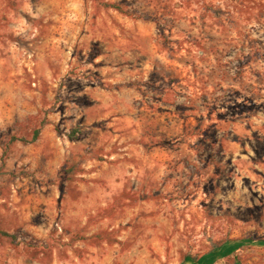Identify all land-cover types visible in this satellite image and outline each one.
Returning a JSON list of instances; mask_svg holds the SVG:
<instances>
[{"label":"rangeland","instance_id":"1","mask_svg":"<svg viewBox=\"0 0 264 264\" xmlns=\"http://www.w3.org/2000/svg\"><path fill=\"white\" fill-rule=\"evenodd\" d=\"M0 264H264V0H0Z\"/></svg>","mask_w":264,"mask_h":264},{"label":"trees","instance_id":"2","mask_svg":"<svg viewBox=\"0 0 264 264\" xmlns=\"http://www.w3.org/2000/svg\"><path fill=\"white\" fill-rule=\"evenodd\" d=\"M49 125V123L46 121V120H44L42 123H41V126H40V128L39 129H37L35 132H34V134H33V138H32V143H35V142H37L38 140H39V138H40V136H41V134H42V132H43V130L47 127ZM78 136V132H77V130H74L72 133H71V135H70V138H75V137H77Z\"/></svg>","mask_w":264,"mask_h":264}]
</instances>
